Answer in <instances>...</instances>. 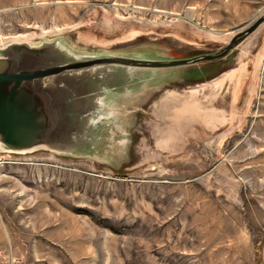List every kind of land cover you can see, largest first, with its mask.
<instances>
[{"label":"rangeland","instance_id":"obj_1","mask_svg":"<svg viewBox=\"0 0 264 264\" xmlns=\"http://www.w3.org/2000/svg\"><path fill=\"white\" fill-rule=\"evenodd\" d=\"M263 14L264 0H0V37L174 60ZM262 51L264 21L218 60L72 73L64 91L90 104L66 148L0 144V264H264V63L247 93Z\"/></svg>","mask_w":264,"mask_h":264},{"label":"water","instance_id":"obj_2","mask_svg":"<svg viewBox=\"0 0 264 264\" xmlns=\"http://www.w3.org/2000/svg\"><path fill=\"white\" fill-rule=\"evenodd\" d=\"M263 21L264 15L212 54L174 60L122 56L75 60L66 59L48 47L10 43L0 49V144L9 151H27L43 145L55 150L66 148L73 126L76 124V128L78 117L90 104L86 99L89 89L83 95L75 93V97L64 91L74 83H70L72 73L98 66L169 69L218 60ZM73 87L80 91L79 86Z\"/></svg>","mask_w":264,"mask_h":264},{"label":"bare ground","instance_id":"obj_3","mask_svg":"<svg viewBox=\"0 0 264 264\" xmlns=\"http://www.w3.org/2000/svg\"><path fill=\"white\" fill-rule=\"evenodd\" d=\"M264 15V14H263ZM260 17V16H259ZM258 15H256L255 16V18H253V20H251V21H249L248 23H247V25L245 26V27H243V28H246V27H248L249 25H251L252 24V22H254L255 20H257L258 18ZM79 26V25H78ZM75 28V27H74ZM241 29L240 31H242V30H244V29ZM239 31V32H240ZM239 32H237V33H239ZM46 32H43V30L42 31H40V35L41 36H44V34H45ZM48 33V32H47ZM50 33V32H49ZM27 36V35H26ZM51 36V35H50ZM23 37L22 36H17V37H12V38H1L0 37V46L3 44V43H5V42H11V43H16V42H20V41H23V39H22ZM25 40V39H24ZM263 63H264V52L262 51V52H259L257 55H256V57L254 58V61H253V66H252V70H251V75H250V78H249V83H250V86H249V88H248V90H247V93L248 94H250L251 93V91H250V89H251V86L253 85V83H254V81H256V77H257V74L260 72V70L262 69V66H263ZM243 69L241 70V73L240 74H242L243 73ZM245 75V76H244ZM241 75H239L238 77H240ZM244 77V78H243ZM246 78V74H243L242 75V77H241V80H239V79H236V81L237 82H239L240 81V84H242V83H244L245 82V79ZM257 83V82H256ZM237 98V97H236ZM222 137V136H221ZM220 142V141H219ZM219 144V143H218ZM26 152V151H25Z\"/></svg>","mask_w":264,"mask_h":264},{"label":"crops","instance_id":"obj_4","mask_svg":"<svg viewBox=\"0 0 264 264\" xmlns=\"http://www.w3.org/2000/svg\"><path fill=\"white\" fill-rule=\"evenodd\" d=\"M25 246H27V244ZM41 259H42V257H33L32 256V260L38 262V264H43L44 261H41ZM72 264H74V262ZM89 264H91V263H89Z\"/></svg>","mask_w":264,"mask_h":264}]
</instances>
